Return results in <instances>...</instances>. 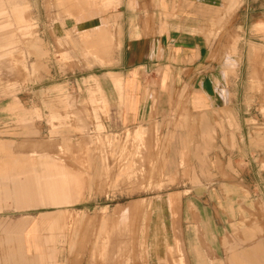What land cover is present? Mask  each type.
Returning <instances> with one entry per match:
<instances>
[{"label": "rangeland", "instance_id": "obj_1", "mask_svg": "<svg viewBox=\"0 0 264 264\" xmlns=\"http://www.w3.org/2000/svg\"><path fill=\"white\" fill-rule=\"evenodd\" d=\"M0 13V264H38L22 236L44 218V264L264 263V236L217 260L207 243L221 224L264 227V0H0ZM175 30L203 37L206 106L186 95L134 120L119 74ZM15 177L62 188L3 195Z\"/></svg>", "mask_w": 264, "mask_h": 264}, {"label": "crops", "instance_id": "obj_2", "mask_svg": "<svg viewBox=\"0 0 264 264\" xmlns=\"http://www.w3.org/2000/svg\"><path fill=\"white\" fill-rule=\"evenodd\" d=\"M77 20L81 21V18H77ZM204 48L203 37L199 34L186 30H175L170 36L165 38L161 52L157 57H147L146 62L134 64L120 72L121 85L124 91H127L132 98L131 102L135 109L134 120H142L144 118L142 115L149 113L151 108H154L156 113L159 112L161 114L170 107L171 102L174 104L176 102L180 103L181 98L186 95L189 97L188 107L199 109L206 106L204 104V91L199 87L200 72L203 67L202 61L206 58ZM150 90L154 91L156 95L153 102L149 99L148 92ZM50 165L62 167L54 160L50 161ZM11 183L13 185L11 192L4 191L2 194L12 195L16 198L30 196L34 193L33 187L39 194H46L48 197L54 198L59 195L62 188L61 183L56 179L41 184V187H38L37 183L33 185L27 177H24L23 180L16 177L12 178ZM215 212L219 223H225L226 219H231V217L226 216L223 218L221 211ZM251 212V205L247 206L246 204L244 217L250 218ZM233 218L235 223H237V220L241 217L238 213ZM53 222L54 220L44 218L42 220H32L28 223L27 229L22 236V242L27 250L33 249L36 254L33 257L25 258V260L36 261L38 264L46 262L47 256L40 250L38 251L36 236L41 227L47 226L51 228ZM230 229L229 223L228 227L225 224L218 225V227L213 228L211 239L209 240L210 243L204 241L210 246L208 249H211L214 260H217L218 252L224 250L226 242L232 248L230 251L236 250L238 248L236 246L238 239L239 243H241L240 246H243L247 251L253 248V237L264 236V227L260 232L257 229H253L252 225L234 229L232 232H230ZM236 230H238V233ZM229 235H232V241L231 239L228 240ZM10 257L11 260H14L18 255L12 253Z\"/></svg>", "mask_w": 264, "mask_h": 264}]
</instances>
